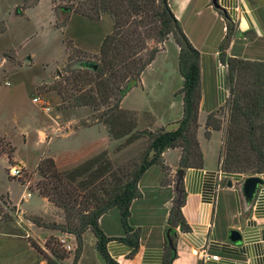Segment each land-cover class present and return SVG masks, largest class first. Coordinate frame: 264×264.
<instances>
[{
    "label": "crops",
    "instance_id": "1",
    "mask_svg": "<svg viewBox=\"0 0 264 264\" xmlns=\"http://www.w3.org/2000/svg\"><path fill=\"white\" fill-rule=\"evenodd\" d=\"M167 2L183 33L200 55L197 141L203 156L201 168L182 169L183 175L179 184H182L184 203L181 214L189 226V231L181 232L179 227H174L177 257L172 264H264V174L260 175L262 184L257 187L251 200H245L240 177L224 173L219 168L222 131L211 130L209 138L205 137L206 117L211 113H219L228 98L225 70L220 67L217 58L218 45L226 32L225 21L216 10H221L235 26L236 34L227 49L228 56L264 61V0H215V4L213 0H167ZM103 18L104 16L100 20ZM246 32H249V35L244 37L243 34ZM178 53V46L172 36H169L163 43V49L141 74L140 83L132 87L120 102L122 110L138 116L136 128L140 132L144 130L154 132L159 128L174 130L182 117V96L173 97L171 76L166 74L168 72L165 68L170 63L172 54L173 69L179 74ZM158 59H161L163 64L155 68L157 71L155 82L148 85L144 76L154 69ZM178 81H182L180 74ZM5 84L8 85L6 82ZM72 109L88 111L86 107ZM144 115L150 117L149 124L142 118ZM78 122L75 120L65 124L66 126L56 124L57 127L53 128L46 144L60 142L64 145L63 150L60 154H46L42 158H51L60 167L66 158L82 157L84 147L94 146L101 152L102 143L112 145L123 139L110 138L102 123L78 125ZM180 155L179 148L166 149L162 153L168 172L166 184H162L163 173L159 166L147 169L138 181L137 189L140 196L132 201L128 217V225L139 233L138 249L133 255L129 256L131 248L113 240L125 236L119 211L111 209L99 218L100 229L107 238L112 239L106 246L108 254L117 264L162 263L166 231L169 228V213L173 199L178 194L175 175L181 169ZM17 162L23 169H27L22 161ZM228 182H231L230 187L227 186ZM33 197L40 201L44 200L27 192L21 196L20 202L8 198L17 209L18 219L25 223L29 233L40 240L41 235L52 234L30 227L31 224L24 220L22 215L46 220L52 217V210L48 216L41 217L32 209L24 208V203ZM231 231L238 232L239 242L229 241ZM64 234L55 236L65 239ZM68 239L73 249L74 237L68 235ZM95 245L94 235L90 231L84 232L76 264H106L96 251ZM203 252L217 256L218 260L204 263L201 259ZM66 264H71L70 258L66 259Z\"/></svg>",
    "mask_w": 264,
    "mask_h": 264
},
{
    "label": "trees",
    "instance_id": "2",
    "mask_svg": "<svg viewBox=\"0 0 264 264\" xmlns=\"http://www.w3.org/2000/svg\"><path fill=\"white\" fill-rule=\"evenodd\" d=\"M39 0H23V6L17 8V14L32 7ZM30 2V3H29ZM78 8H61L64 15L77 14L91 21H98L102 16H109L112 21L111 32L104 36L98 52V61L79 60L78 71L73 70L69 77L61 78L50 86H45V92H55L61 99V108H91L100 113V123L108 128L113 139H121L136 128V117L131 120L127 115L132 112L122 110L120 102L128 91L140 83V76L154 60L156 54L163 49V43L172 36L179 48L178 72L182 78V87L177 92L182 96V117L176 123L174 130L159 128L154 132L143 131L131 134L127 142L132 143L141 137L145 138L147 147L140 165L129 174H121L110 168L107 163L91 171L80 182L79 190L87 191L86 206L83 211L75 209L76 189L69 183H59L53 179L59 176L55 162L50 158L40 159L36 172L46 176L48 180L42 184V196L60 208L67 226L59 225L50 228L61 233L72 235L76 248L71 264H76L82 248V235L90 231L96 239V251L106 264H117L107 251V244L112 239L107 238L98 225L99 218L111 209L120 213V221L125 236L113 240L131 248L129 256L138 249L139 233L128 225L129 207L139 198L138 181L144 172L152 166H159L163 173L162 184L168 182L167 168L164 165L162 153L166 149L179 148L181 155L179 167L201 168L203 156L197 141L198 115L200 110V55L183 33L179 22L171 12L167 0H91ZM225 21V35L218 45V62L226 65L225 80L229 95V118L219 150L218 164L221 171L227 174L243 169L246 159L239 155H249L257 159V173L264 174V61H251L230 57L227 49L235 36V26L221 10H216ZM5 31L4 25L0 34ZM249 32L243 34L247 37ZM152 41L155 46L148 48ZM69 58L73 49L66 44ZM68 68V66H65ZM238 73L237 88H231L233 78ZM92 84L93 88L84 91L85 86ZM110 97L115 99L109 104ZM226 101L224 107H226ZM133 114V113H132ZM219 117H218V116ZM220 112L211 113L206 117L205 137L209 138L211 130H221L224 127ZM245 125H243V124ZM245 143L242 154L238 155V145ZM60 181V179H59ZM56 182V183H55ZM67 184V186H66ZM84 196H81L83 198ZM179 198V201H178ZM169 213L170 244L166 238L161 264H172L176 259L174 227L181 232L189 231V226L181 214L184 203L182 184L178 186V194L173 199ZM8 201L0 195V219L10 220L5 214ZM91 210H88V207ZM36 227L43 228L39 217L26 218ZM42 221V222H41ZM46 227V226H45ZM167 229V230H168ZM63 259V258H60ZM47 264H58L55 260L46 259Z\"/></svg>",
    "mask_w": 264,
    "mask_h": 264
},
{
    "label": "rangeland",
    "instance_id": "3",
    "mask_svg": "<svg viewBox=\"0 0 264 264\" xmlns=\"http://www.w3.org/2000/svg\"><path fill=\"white\" fill-rule=\"evenodd\" d=\"M90 1L39 0L35 6L25 9L23 14L19 15L17 8L23 6V0H0V28L2 25L5 27V32L0 34V195L10 203L4 211L10 216V220L0 219V264H47L48 258L58 264H66V259L70 258L72 263L76 243L73 249L67 251L60 242L64 237H56L61 232L50 228L67 226L68 222L63 211L42 196L44 193L42 184L49 179L52 181L57 179L56 182L62 184L69 183L70 187L76 189L75 194L78 195L75 209L83 211L88 194L86 190H79L80 182L91 171L110 163L113 171L129 174L140 165L144 157L148 142L145 138L141 137L132 143L127 142L131 134L140 132L135 128L117 144L108 145L104 141L101 152L94 146L84 147L82 157L66 158L60 167L56 165L59 172L56 178L48 179L36 172L40 158L46 154H60L63 150L64 145L60 142L46 144L53 128L57 127L56 124L64 126L75 120L79 121L78 125L100 123L104 106L101 107L100 113L91 108L84 111L85 113L72 108H61L60 97L55 92H45L44 89L53 83H62L61 78L69 77L73 70L78 71L79 60L97 63L101 41L112 29L111 18L104 16L99 22H92L74 13L64 15L61 12V8H78ZM66 44H70L79 52L72 51L67 58ZM154 46L152 41L148 43V48ZM172 59L171 54L170 63L165 67L168 72L166 74L171 76L173 97L181 98L177 92L182 87V81H178L179 74L173 69ZM162 64L161 59H158L154 69L145 74L144 79L148 85L155 82L157 72L155 68L161 67ZM235 74L231 88L238 87L239 77L238 73ZM92 88L93 85L88 84L84 91ZM33 98H38L39 101L33 103ZM231 99L229 95L226 107L220 109L224 125L221 138L229 118L227 105H230ZM114 102L115 99L110 97L109 104ZM132 113L126 116L127 119L131 120L132 116H135L137 120L138 116ZM142 118L147 124L150 123L149 116L144 115ZM106 129L108 132L107 127ZM109 137L112 138L110 135ZM244 144L238 145V155L242 154ZM241 158L246 159L243 169L232 174L240 177L242 185L245 179L260 177L261 174L257 173L259 166L257 159L247 154L239 155V159ZM17 161H22L27 169H23ZM13 167L21 170L19 178L10 177L9 170ZM25 192L44 200L40 201L33 197L24 203V208L32 209L41 217L48 216L52 210V217L41 221L43 228L34 226L26 219L31 215H22V218L31 224L30 227L42 232L49 231L52 235H41L39 240L29 233L25 223L18 219L17 209L9 198L14 202H20ZM88 208L92 209L90 206ZM68 235L65 233V238H68Z\"/></svg>",
    "mask_w": 264,
    "mask_h": 264
},
{
    "label": "water",
    "instance_id": "4",
    "mask_svg": "<svg viewBox=\"0 0 264 264\" xmlns=\"http://www.w3.org/2000/svg\"><path fill=\"white\" fill-rule=\"evenodd\" d=\"M215 0H213V4ZM182 175H183V170L180 169L176 172V191L178 190V184L179 182L182 180ZM262 184V180L260 177L257 176H253V177H249L247 179H245L241 185V191H242V195L245 198V200H251V198L253 197L257 187L259 185ZM227 186L230 187L231 186V182L227 183ZM170 231L171 229H168L166 231V238L168 239V242L170 244ZM229 241L232 243H237L240 241V235L238 234V232L236 231H231L229 234Z\"/></svg>",
    "mask_w": 264,
    "mask_h": 264
},
{
    "label": "built area",
    "instance_id": "5",
    "mask_svg": "<svg viewBox=\"0 0 264 264\" xmlns=\"http://www.w3.org/2000/svg\"><path fill=\"white\" fill-rule=\"evenodd\" d=\"M220 67L223 69V70H226V65H223V64H220ZM33 103H36L39 101L38 98H33ZM43 110H46L43 108ZM9 175L10 177L12 178H19L21 176V170L17 167H13L9 170ZM67 239L68 238H65V239H60V242L63 244V247L67 250V251H70L71 250V247L69 245V243H67ZM202 261L204 263L208 262V261H217L218 260V257L217 256H212V255H207L205 252L202 253Z\"/></svg>",
    "mask_w": 264,
    "mask_h": 264
}]
</instances>
